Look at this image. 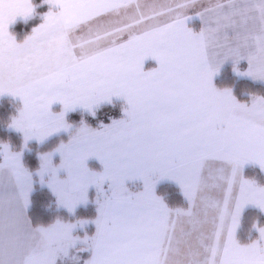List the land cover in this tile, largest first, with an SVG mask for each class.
<instances>
[{
	"label": "snow or ice",
	"instance_id": "6c2138e0",
	"mask_svg": "<svg viewBox=\"0 0 264 264\" xmlns=\"http://www.w3.org/2000/svg\"><path fill=\"white\" fill-rule=\"evenodd\" d=\"M229 63L264 86V0H0V264H264V91Z\"/></svg>",
	"mask_w": 264,
	"mask_h": 264
},
{
	"label": "trees",
	"instance_id": "16d2710c",
	"mask_svg": "<svg viewBox=\"0 0 264 264\" xmlns=\"http://www.w3.org/2000/svg\"><path fill=\"white\" fill-rule=\"evenodd\" d=\"M16 30L20 31L21 28L18 26ZM232 79H233L232 66L228 65L223 69L222 75L220 77H218L217 84L233 85L235 87V91H236L237 96H239L240 99H242V100L245 99V97L242 96L243 93H245L244 89H248V88H244L245 83H247L248 85H250V87H253V88H258V89L263 88L264 89V86H261L259 84H255V83H253L249 80L243 79V78L235 79L234 81H232ZM230 80H231V82H230ZM228 83H230V84H228ZM259 91H263V90H259ZM10 109H11L10 101H7V100L0 101V141H5V140H8L11 138V139H13V142L15 143L16 138L14 137V134L8 133L5 126H4V123H3V118L5 117L6 114H8L10 112ZM26 158L30 162L32 161L34 163L35 150L33 152L26 153ZM160 193L166 194L167 197L169 196L171 198V201H172L171 203H173L174 205L180 204V202H182V200H181L182 195L179 193L178 189H176L175 187L168 185L165 189L160 190ZM48 203H49V199H48L45 191L37 190V192L34 193L32 214L36 220H43L45 218H51V211L47 208ZM89 210H90L89 208H84V209H81L80 212L83 214V216L89 217L91 215V213H89Z\"/></svg>",
	"mask_w": 264,
	"mask_h": 264
},
{
	"label": "rangeland",
	"instance_id": "374dc122",
	"mask_svg": "<svg viewBox=\"0 0 264 264\" xmlns=\"http://www.w3.org/2000/svg\"><path fill=\"white\" fill-rule=\"evenodd\" d=\"M21 28V30L19 31V30H16L17 32H23L24 31V28H23V26H21L20 27ZM228 65H231V64H228ZM228 65H226V66H228ZM225 66V67H226ZM224 67V68H225ZM233 74V73H232ZM235 79H239V78H236L235 76H234V74H233V79H232V81H234ZM230 82H231V80H230ZM228 84H230V83H228ZM244 88H248V89H244V91L246 92H259V90H263L264 91V89L262 88V89H258V88H253V87H250V85H248L247 83H245V86H244ZM80 114L79 113H73L72 114V116H73V122H76V117H78ZM118 115V109H114V108H105V109H103V110H101L99 113H98V115H97V117L96 118H91V117H89L88 119H89V122L91 123V122H96V123H98V122H100V121H104V122H108V120H109V118H111V117H116ZM248 174H250V175H253V176H258V175H260V174H258V172H257V170H254V169H251V168H249L248 170ZM172 186V187H175L176 189H178L177 188V186L176 185H174V184H172V183H168V182H165V183H163V184H161L160 186H159V189H158V191L160 192V190H163V189H165L167 186ZM179 191V190H178ZM179 193H180V191H179ZM161 195H163V196H165V197H167L166 196V194H162V193H160ZM181 194V193H180ZM169 197V196H168ZM167 197V198H168ZM168 201H170V203L172 202L171 201V198L169 197L168 199H167ZM182 202H183V197H182ZM182 202H180V204L182 203ZM173 204V203H172ZM175 205H179V204H175ZM90 210H89V213H91V211H92V209L91 208H89ZM251 213V214H250ZM249 215H256V212H255V210H252V211H250L249 212ZM81 216L82 217H85V216H83V214L81 213ZM86 218V217H85ZM262 219H264V217L262 218Z\"/></svg>",
	"mask_w": 264,
	"mask_h": 264
},
{
	"label": "crops",
	"instance_id": "0c3cea01",
	"mask_svg": "<svg viewBox=\"0 0 264 264\" xmlns=\"http://www.w3.org/2000/svg\"><path fill=\"white\" fill-rule=\"evenodd\" d=\"M194 26L199 27V21H198V20H197V21H194ZM229 64H230V63H229ZM227 65H228V64H227ZM153 66H155L153 61H148V62H146V68H151V67H153ZM225 66H226V65H225Z\"/></svg>",
	"mask_w": 264,
	"mask_h": 264
}]
</instances>
